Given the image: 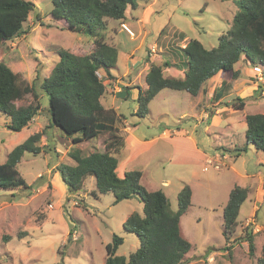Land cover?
Here are the masks:
<instances>
[{
	"label": "rangeland",
	"instance_id": "374dc122",
	"mask_svg": "<svg viewBox=\"0 0 264 264\" xmlns=\"http://www.w3.org/2000/svg\"><path fill=\"white\" fill-rule=\"evenodd\" d=\"M31 1L35 2L37 7L25 22L27 32L9 43H4L0 48V60L5 59L14 72L21 74L22 78L30 83L36 79L41 81L51 73L59 59L58 51L61 49L66 48L76 54H87L96 46L94 37L68 30L65 28L66 21L52 19L49 14L53 7L52 0ZM150 2L139 0L136 8H129V18L131 15L140 18L144 6ZM153 10L148 21L139 23L142 28L141 35H138L137 28L127 23L120 24L118 20L112 19L113 25L123 30L121 35L126 41L125 49L133 51L135 57H142L146 51L143 42L152 45L156 38L162 36V32L168 33L169 36V33L176 29L183 30L188 38L200 40L207 48L215 47L219 44L220 35L231 27L237 6L233 1L225 0H157ZM110 25L113 26L108 23V30L106 28L102 34L109 44L115 45L116 41ZM129 36L134 39H129ZM172 49L170 47L169 53ZM149 52L148 49V57ZM174 56L171 55L172 58ZM150 62L148 61V67L152 64ZM254 64L249 65L254 66ZM256 64L264 70L261 62ZM243 72V78H246V70L244 69ZM99 73L101 76L104 75L101 70ZM249 78L254 80V83H262L255 74ZM108 80L107 95L113 93L109 89L113 80L112 78ZM217 81L218 79L211 80L205 85L207 96ZM262 84V95H264V83ZM179 97L176 90L165 89L151 101L150 112L144 118L133 112V106L137 103L130 98L118 99L114 104L120 105L119 111L130 126L137 125L133 131L132 127H126L125 121L120 123L124 136L134 132L141 137V140H150L149 149L142 156L140 153L141 157L135 163V167L142 169L145 165H149L143 179L141 176V183L150 190H165L173 209L178 208V192L186 184L190 185L193 206L182 221L183 227L181 225L182 232L185 233L183 234L193 244L192 250L187 253L192 260L187 264H257L264 243V200L258 202L257 216L250 221L255 223L257 247L255 255L249 254L248 242L242 238L244 228L250 223L246 217L253 211L259 173H263L264 178V160H262L264 152L258 151L251 143L244 147L247 142L245 131L247 128L239 119L235 127L240 134L237 135V141L232 146L220 135L221 133L223 137L228 138L230 131L228 127L217 126V129L216 126H209L204 132L202 126L193 132L197 140L204 138V150L210 152L215 150L214 147L223 146L220 150L227 155L219 153L213 157V165L198 161L194 165L190 163L181 167L179 157L173 154V146L164 145L159 134L165 128H173L172 124L177 122L178 116L172 114L171 101H178ZM255 99L256 101L251 100L248 103L247 108L232 107L240 110L237 115L242 112L244 118L247 114L264 113V96H257ZM33 100V94L29 93L16 103L29 104ZM217 100L213 101L212 95L209 101L205 97L202 107L209 105L211 108L212 101ZM41 101L43 103L41 113L18 132L9 129L10 117L0 112V163L5 162L8 153L31 134L45 132L39 142L43 146L41 153H25L18 165L29 187L18 190L0 189V264H104L106 244L112 241L114 233L124 237L117 254L129 256L137 249L140 240L136 234L125 231L123 224L129 214L135 211L143 212V202L133 197L115 203L112 193H99L97 197L93 196L92 191L96 190V186L92 176L86 179L84 189L76 194H70L66 188L59 187L52 179L56 171L55 166L61 161L74 163V159L69 155L70 150L79 147L85 153L95 149L102 151L106 148V135L91 141L73 143L72 138L61 128L51 126L49 100L45 94ZM229 106L231 105H228V101H225L224 107ZM177 107L184 108L183 105ZM226 113L222 115H232L231 112ZM188 119L191 121L193 118ZM181 123L174 127L183 125V129H187L184 126L187 125L186 120ZM218 131L220 133H217ZM154 137L157 138L156 142H152ZM233 138L235 139L234 136ZM236 145L239 149L243 147L245 149L235 159L233 154L235 151L227 149L235 148ZM128 152L130 151L126 150V154ZM233 168L254 177L238 176ZM165 180H170V184L165 185L163 183ZM234 180L237 184L233 183ZM236 186L247 187L248 191V186L252 187V196L243 204L244 207L237 216L241 222H238L234 233L227 239L224 235L225 207L229 202L231 191ZM209 207H215L216 210H211ZM26 231L29 234L26 235ZM3 237H8L10 240H4ZM236 238L240 239L236 240ZM227 245L230 246L229 249L225 248Z\"/></svg>",
	"mask_w": 264,
	"mask_h": 264
},
{
	"label": "trees",
	"instance_id": "16d2710c",
	"mask_svg": "<svg viewBox=\"0 0 264 264\" xmlns=\"http://www.w3.org/2000/svg\"><path fill=\"white\" fill-rule=\"evenodd\" d=\"M138 1L52 0L53 7L49 12L52 19L64 20L66 29L94 37L96 46L87 54L61 49L51 73L41 81L36 79L32 83L14 72L5 59L0 60V112L10 117L9 129L21 131L41 113V98L45 94L49 100L51 126L61 128L72 138L73 143L106 135L104 150L95 149L85 153L83 149L75 147L69 151L74 163L61 161L56 166L70 194L82 191L86 179L93 176L96 180L93 196L112 193L115 203L133 197L143 202V212L131 213L123 224L125 231L139 237V247L129 256L117 254L124 237L114 233L112 241L106 244L105 264H187L192 260L187 253L192 250L193 244L183 234L180 222L192 204L190 185L186 184L178 193V208L175 210L163 189L150 190L141 183V170H127L124 176H120L117 171L119 156L126 147L120 123L125 116L114 107H106L101 101L107 91L105 81L112 78L111 70L117 67L118 60L117 47L105 40L102 31L107 28L108 19L124 20L129 7L136 8ZM225 1H233L237 12L231 27L220 35L217 46L207 48L200 40L192 38L185 47H178L187 58L184 77L165 75L164 67L171 65V62L166 61L163 65H150L146 74V89L140 85L128 88L121 86L122 89L126 88L125 98L130 97V91L137 90L136 115L146 117L150 112L151 101L163 89L197 95L203 84L219 72H222L223 82L216 88L215 96L221 98L230 82L238 77L237 62L242 59L249 64H264V0ZM36 7V3L31 0H0V48L7 41L27 32L25 22ZM100 70L104 73L102 77L98 74ZM254 74L252 71L251 77ZM258 89L261 91V86ZM29 93L34 96L32 103H16ZM257 96L255 93L251 97H238L233 106L242 109L247 99ZM245 121L247 142L244 147L251 143L257 150L264 152V113L247 114ZM44 133L39 131L31 134L8 153L5 162L0 163V189L29 187L18 165L25 153H41L43 146L39 142ZM244 147L236 148L235 151L240 154ZM247 197V187L236 186L231 191L224 215V235L227 239L236 229L237 216ZM254 225V222H250L244 228L242 238L248 242L251 256L255 255L257 248ZM18 235L23 237L21 233ZM3 238L10 240L8 237ZM225 248L229 249L230 246ZM257 260V264H264V243Z\"/></svg>",
	"mask_w": 264,
	"mask_h": 264
},
{
	"label": "crops",
	"instance_id": "0c3cea01",
	"mask_svg": "<svg viewBox=\"0 0 264 264\" xmlns=\"http://www.w3.org/2000/svg\"><path fill=\"white\" fill-rule=\"evenodd\" d=\"M148 1H151V2L148 5L144 6L143 14L140 18H136L133 15H131V17L129 18V15H128L129 9H128L127 10V17L124 20H118L120 22V24L121 23H127V24L137 28L138 35H141L142 34V28H141L139 23H144V22L149 20V18L151 16L150 15L151 12L154 11L153 5L156 3L157 0H148ZM129 8H132V7H129ZM233 17H234V15H233ZM232 20H233V18H232ZM108 23L113 25L112 18L108 19ZM111 27H112L111 29H112L114 39L116 41L115 45L118 49L117 67L115 69L111 70V76H112L113 82H120L122 84V88L132 87L133 85H140L144 89L147 88V83L145 81V77H146V74L149 71V67L151 65V64H149V67H148V61H151L150 63H153V62L159 63V65H163L166 61H169V62H171V65L164 67L165 75H167V76L172 75L173 77H181V78L185 76V71L187 70V67H185V62L187 61V58L184 56V54L182 53V51L178 47H180V48L185 47L186 44L188 43V41L192 38H188L183 30L176 29V30L172 31L171 33H169V36H168V33L164 34V32H162L163 37L159 36L158 38H156V40L153 42L152 45L147 44L146 42H143V45H145V47H146L145 48L146 51H144L143 56L139 58L137 56L135 57V53L133 51H128L127 49H125L126 41L124 40L123 36L121 35L122 31H123V30L121 31V29H120L121 27L114 26V25ZM107 30H108V26H107ZM146 38H147V36H146ZM129 39H134V38L129 36ZM171 39H173V40H171ZM9 42L10 41H7V43H9ZM170 47L173 48L172 52H174V53L171 52L172 54L169 53ZM151 48H154L156 53L152 54L148 57L147 50L149 49L151 51ZM173 54L175 55L174 58L171 57V55H173ZM150 57L152 60H150ZM153 57H155V58H153ZM178 66H181L182 69H180ZM263 66H264V64H263ZM236 69L239 71L238 77L233 79L230 82L229 89L221 98H219V100L216 99L217 96H215V90L223 82L222 72H219L218 74H216L215 76H213L212 78L207 80L203 84L201 90L199 91V93L197 95H192L187 91L176 90L180 97H179L178 101H171V104H172L171 110H172L173 115L178 116L177 122H174L172 124L173 128H165L159 134L161 135L160 139H162L164 141V143H163L164 145H167L168 147H170L171 145L173 146V151H174L173 154L175 156L179 157V159H180L179 162L182 163L181 167L186 166L190 163H192L194 165L198 161L199 162H207V160L209 158L216 157L219 153L221 155H227V154H225L224 151L220 150L223 146L214 147L215 150H212L210 152L204 150V143H203L204 138L197 140L196 137L194 136V133H193V132H196L198 127L204 126L203 127L204 132L207 131L209 126H216L215 128H217V129H218L217 126L228 127V129L230 130L228 138L223 137V135L220 133V131H218L217 133H220L222 138H224L227 143H230V146H232L237 141L236 140L237 135L240 134L238 128L235 127L236 121L241 119L239 121L243 124L244 127L246 126V128H247V123H245L246 122L245 118L243 115H241L242 112L239 113L241 115V118H240L239 117L240 115L239 116L237 115L238 111H240V110L233 109V107H232L233 105H231L230 102L233 101L234 100L233 98H235V97H251L255 93H256V95L261 96L260 95L261 91L258 89L259 84L254 83V80L249 78V77H251V73L253 71L252 65L250 66L249 63H246L244 60L241 59L239 62H237ZM244 69L246 70V72H245V74L247 76L246 78H243V75H244L243 70ZM215 79H218V81L212 87L213 89L209 90L208 96H207L206 95V89L207 88L205 87V85L209 81L215 80ZM143 82H144V84H143ZM212 82H214V81H212ZM108 83H109V81H105L106 85ZM122 88H121V91H119V93H111L108 95L105 93V95L101 99V101L104 105L106 103H109L108 105H105L106 107H114L115 109H117V111L120 114H121V112L119 111L120 105L115 106L114 105L115 102L118 99H129V98L131 99V101L132 100L135 101V99L137 97L136 90L134 89V90L130 91V93H129L130 97L125 98L127 95V93H126L127 91H126V88L125 89H122ZM107 90H108V86H107ZM164 90L160 91L156 95V97L158 95L162 94L164 92ZM211 95H212L213 101L214 100H217V101L216 102L212 101V104H211L212 106H210L211 108H209V105H207L203 108L202 104L204 102L205 97H207V101H209ZM251 100L256 101V99H247L246 103H245V108H247L248 103ZM225 101H228V105H231V106H229L228 108L224 107ZM175 104L177 106L183 105L184 108L180 109L177 106H174ZM133 107H134L133 112L135 113V111L137 110V105H134ZM226 112H231L232 115H230V116L224 115L223 116L222 114L226 113ZM235 115H236V117H234ZM189 117H192L193 119H191V121H189L190 120V119H188ZM242 119H244L245 122ZM183 120H186L187 125H184V126H186L187 129H183V125H182V127H179V128L174 127L176 124L183 122ZM124 121H125V123H127L126 127H132L129 125L126 118L124 119ZM181 124H183V123H181ZM193 124H195V125H193ZM132 128L134 131L137 128V125H134V127H132ZM128 136H129V138H128ZM233 136L235 137V139L233 138ZM125 139H126L127 144H126L125 149L122 151L123 154L121 153V155L119 156V165L117 168L118 174L120 176H124L125 172L127 170L137 169V170H141V172L143 174L142 175V179H143L144 173H145V171L149 165H145V167L142 169L139 167H135V163L149 149L148 143L150 142V140L149 139L141 140V137L135 135L134 132L125 136ZM156 141H157V138L154 137L152 139V142H156ZM236 148H239V146L236 145L235 148L229 147L227 150L235 151ZM126 150L130 151V152H128L126 154ZM140 153H141V156H140ZM171 154L172 153H170L169 156H171ZM233 154L235 155L234 156L235 159L241 155V153L238 154L237 151H235ZM262 160H264V154H263ZM71 164H73V163H71ZM119 169H121V172H119ZM205 169H207V168H205ZM233 170H235L237 172L238 176H247L248 175V177H254V176H250V174L245 175L236 168H233ZM262 175H263V173H259V175L257 177V183L258 184H257V187L255 188L256 198H254L253 211H252V213H250L249 216L246 217V220H248L249 222L251 220H253L252 219L253 217L255 218L257 216V211L259 209L258 202H261L264 200V178L262 177ZM52 179L57 182L59 187L62 186L64 188H66L65 184L63 183V181L60 177V174L57 171L54 172ZM94 182H95V186H96L95 178H94ZM141 182H142V180H141ZM163 183L165 185H168V184H170V180H165V181H163ZM233 183L237 184V181L234 180ZM248 188H249V191H248V197H247L246 201L248 199H251V196H252V192H251L252 187L248 186ZM127 200H129V199H127ZM114 202H115V197H114ZM192 206H193V203L191 204L189 209L181 217L182 227H183L182 221H183L184 217L189 213V210H190V208H192ZM243 207H244V205H242L241 208H243ZM209 208L211 210H214V211L216 210L215 207H209ZM240 211H241V209H240ZM192 212H193V210H191V213ZM127 218L128 217H126V219ZM126 219H125V221H126ZM238 222H241V220H239V218H238ZM139 245H140V242H139ZM139 245H138V247H139Z\"/></svg>",
	"mask_w": 264,
	"mask_h": 264
},
{
	"label": "built area",
	"instance_id": "2783aa9c",
	"mask_svg": "<svg viewBox=\"0 0 264 264\" xmlns=\"http://www.w3.org/2000/svg\"><path fill=\"white\" fill-rule=\"evenodd\" d=\"M153 52H155V49L151 48V51L149 52L150 55H152ZM253 71H254L257 79L260 82L264 83V70H263V68L259 64H255L253 66ZM98 74L100 77H102L100 73H98ZM121 86H122V84L120 82H113L112 81L109 85V89H111L113 91V93H117V92L121 91ZM209 163H213V160H209Z\"/></svg>",
	"mask_w": 264,
	"mask_h": 264
},
{
	"label": "clouds",
	"instance_id": "9594fccd",
	"mask_svg": "<svg viewBox=\"0 0 264 264\" xmlns=\"http://www.w3.org/2000/svg\"><path fill=\"white\" fill-rule=\"evenodd\" d=\"M255 64H256V63H255ZM255 64H254V65H255ZM262 64H263V63H262ZM252 68H253V65H252ZM253 72H254V71H253ZM259 86H261V91H262V93H261L260 95L263 97V96H264V95H262V94H263V84L260 83ZM209 160H213V158H210ZM209 160H207L206 163L213 165V163H209ZM139 242H140V241H139ZM106 256H107V253H106ZM105 261H106V260H105Z\"/></svg>",
	"mask_w": 264,
	"mask_h": 264
},
{
	"label": "water",
	"instance_id": "95a60500",
	"mask_svg": "<svg viewBox=\"0 0 264 264\" xmlns=\"http://www.w3.org/2000/svg\"><path fill=\"white\" fill-rule=\"evenodd\" d=\"M236 101H238V98L231 101L230 104L233 105Z\"/></svg>",
	"mask_w": 264,
	"mask_h": 264
}]
</instances>
